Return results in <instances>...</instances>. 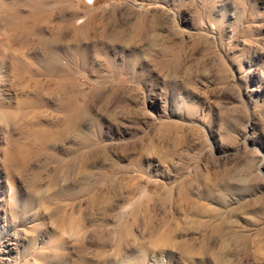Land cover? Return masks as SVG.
Here are the masks:
<instances>
[{
	"label": "rangeland",
	"instance_id": "1",
	"mask_svg": "<svg viewBox=\"0 0 264 264\" xmlns=\"http://www.w3.org/2000/svg\"><path fill=\"white\" fill-rule=\"evenodd\" d=\"M22 2L0 0V264L114 257L97 232L114 231L111 219L77 211L66 228L67 212L50 211L49 180L71 156L75 122L91 138L79 153L103 147L113 163L88 166L91 179L135 173L139 162L151 196L186 180V197L154 211L160 231L179 227L176 245L150 247L144 264H264V0H56L30 37ZM64 90L71 110L60 106ZM152 138L180 169L126 147Z\"/></svg>",
	"mask_w": 264,
	"mask_h": 264
},
{
	"label": "bare ground",
	"instance_id": "2",
	"mask_svg": "<svg viewBox=\"0 0 264 264\" xmlns=\"http://www.w3.org/2000/svg\"><path fill=\"white\" fill-rule=\"evenodd\" d=\"M55 1L56 0H23L22 3L29 6L28 10L34 16L33 19L34 22L32 21L33 24H30L27 27L25 26V29L23 28L24 32H26L29 37L31 36V33L34 30L38 29L39 25L36 26V28L34 27L35 20L37 18L49 17L50 19L49 14L51 13L50 10H52L50 8V3ZM18 3L20 5V2ZM3 17L4 16H2V18ZM13 23H17V22L14 21ZM30 44H32V42L29 41V45ZM106 59L110 65L113 63V60L111 61V59L109 58ZM55 63L56 61L54 60L53 57V59L52 58L49 59L47 65L49 67H52L55 66ZM126 90H127L126 88H122L121 91H126ZM63 93H66L67 95L68 92L64 90ZM70 93H68L69 94L68 98L66 95H64L62 102L59 101L61 102L60 106L63 107V109L71 110L72 103H71V99L69 98H72L73 95L72 93L71 94ZM86 109L87 107L82 109V113L80 117H82ZM79 128H80V123L75 122L73 129H71V131L69 132V137L71 140H73L75 144L73 145V148H71L70 150L71 156L67 159L60 160L59 162L60 165L57 166L54 170L56 172L53 175L54 177H52L49 180L50 189L54 191L50 199L53 200L54 204L53 207L50 209V211H52V213H55L58 210H64V212H67L66 214L67 216H65V218L62 220V223L63 225L65 224L66 228L68 227L69 222L75 221L76 218H73L71 216H73L72 214L77 211L79 212L80 217L83 212H85L87 215L96 212L95 214L98 213L102 216L101 218L103 221H107L111 219V221L115 222L116 223L115 225H118V227L115 228L118 229L119 236H115V231L117 232L116 229L113 231L112 229H108L105 227L97 228V232H99L100 234L98 239L102 238L104 239L103 241L105 242H108L106 240H109L110 242L106 244L111 245L112 243V246L114 247L113 252L115 255L114 257L108 256V262L106 264H110L109 261L111 260V258L118 257L119 258L118 261H119L121 256L124 255L125 249H129L128 251L134 249L135 253H136L135 251L136 249H139L138 251L140 250L144 251L145 255L140 254L141 253L140 251L138 255L133 252L134 254H131L132 256L129 255V257L127 256V259L124 256L125 260L128 261V264H144L143 258L144 256H146V252L149 251L148 249H150V247H154L155 250H162L163 248L169 246L174 247L176 243L173 242L172 236L174 235L175 232L177 234L179 233L180 231L179 227H174L171 225L170 222L167 223L164 221L163 226L165 227V229L164 231L163 230L160 231V229L156 227L157 219L154 211L157 208L158 204H162V203L166 204L165 201L168 199H172L175 203H178L182 199V197L184 196L186 197L187 190H182V187L185 188V185L183 186V184H185L186 180L182 179L181 181H179L178 184L176 185L174 184L170 188H165L163 186L162 188H160L163 191L157 190L155 191V194L151 196V194H149V191L146 188L145 191L144 190L141 191L139 188V183L141 182L142 179V173H141L142 170L139 166L140 164H138L139 162L134 163L135 165L132 166V168L134 169L131 168V171L132 170L136 171L135 173L127 174L126 172V173H122L119 177H112L108 179L103 178L101 181L100 180L97 181V179L94 177H93L94 179H91L92 173L91 171L87 170V167L94 165H101L106 160L108 162V158L103 147L90 146L85 152L79 153L78 151L79 147L82 145H86L88 143L90 144V139H91L90 137L83 135L82 132L79 130ZM69 137L67 136V138ZM63 141L64 138H62V140L59 139L58 144ZM170 141H172V139ZM154 142H155L154 138L150 139L149 143H145L143 139H141V140H136L132 143L130 142L129 144L127 145L125 144V145L126 147L137 149L140 156H144L146 153L149 152L158 156V159L160 161L164 160L165 162L171 163V160L168 159V156L165 157L164 155L160 156V154L157 153V149H155V146L153 145ZM149 148H151L152 150L150 151ZM108 164L113 165L111 161H109ZM171 165L176 167V169L179 168L177 167V164H175V162H172ZM181 168L183 167L181 166ZM129 169H127V171ZM59 173H61V177L59 176ZM81 190L87 193L84 207L80 206L81 201L79 202V200L76 198L78 195H80L79 193L81 192ZM59 198H65L66 200L58 202ZM166 212L169 211L167 210ZM131 229H136V231L138 232L137 237L131 234L129 235L127 233ZM142 231L150 232V233L152 232V233L147 238H142ZM101 243L103 242L101 241ZM147 257L148 256H146V258ZM125 260L122 258L120 262L123 263ZM127 261H125L124 264H126ZM116 264H119V262Z\"/></svg>",
	"mask_w": 264,
	"mask_h": 264
}]
</instances>
